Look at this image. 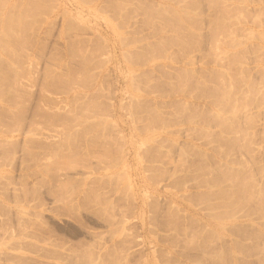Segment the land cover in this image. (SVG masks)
<instances>
[{"label":"rangeland","instance_id":"rangeland-1","mask_svg":"<svg viewBox=\"0 0 264 264\" xmlns=\"http://www.w3.org/2000/svg\"><path fill=\"white\" fill-rule=\"evenodd\" d=\"M81 71L107 126L45 129ZM0 264H264V0H0Z\"/></svg>","mask_w":264,"mask_h":264},{"label":"bare ground","instance_id":"bare-ground-1","mask_svg":"<svg viewBox=\"0 0 264 264\" xmlns=\"http://www.w3.org/2000/svg\"><path fill=\"white\" fill-rule=\"evenodd\" d=\"M123 49H125V48H123ZM151 57H153V58H151ZM162 60L163 61H159L157 58L155 59L154 56H149L145 59L143 58V60L137 61L138 63H134L133 66L131 65L132 66V69H131L132 72L131 73H134L133 74L134 79H132L131 82H135V83H131V85L133 87H134V85H137L134 88L135 89L134 93H135L136 99L138 98V99H140V101H141V99H144L142 101H145V99H146L148 101H152L153 103H157L159 100H161L162 97L158 96V95L157 96L154 95V93L151 91L150 87H148L149 85L146 84L148 82L147 79H146L147 82L146 81L142 82V81H137V80L142 78L141 76H146V74L149 73V71L150 72L154 71L155 66H157V65H159L165 61L164 59H162ZM108 61H112V59L108 58ZM131 63L133 64V62H130V64ZM91 69L92 68L90 66L89 70H91ZM91 71H81L80 76H78L76 78L75 83L74 82L72 83V88L67 94H66V92L61 93V91L59 90V86L56 89L53 85H51L50 83H48L46 81L42 84V86L40 88V94L38 95V102L42 107L47 106L48 107L47 111H49V110L52 111V113H50L51 118H47L48 119L47 121H49V123H47L45 125V129H48V130L54 131V132H58L61 135L66 134V132H68L70 129L72 130L75 127L73 121H70V120L66 121L67 118L65 120L56 119L54 117V115L57 113V110L59 109L60 104L64 103L68 106L71 104H75L76 102H79V106L81 107V109H80L81 112H82V110L86 109L87 107L89 108V110H90V107H92L93 108L92 111H94L93 115L88 116V117L86 116L87 118L85 120L81 121V127L85 126V127H87V129H91V130L97 131V132L103 131L102 127L106 125V122H105V120L101 121V120L95 119L98 117V115L96 113V104L97 103L96 102L93 103V101H96V99L99 96H100L99 98H101L102 94L104 92H106L105 97L107 99H109L111 102L110 105H108V108L112 109V110L110 109V112H112V111L114 112L115 111V87L117 84H115V77L113 78V76L109 75V73L107 74V76H105L102 72L101 73L97 72V74L94 73L92 75V74H90ZM26 80H27V76L25 73H23L22 77H21V85H20V94H21L22 105H23V110H22L23 122H25L27 112H28V107L26 108V102L28 101V84H27ZM141 82L143 84V87L141 85ZM144 85H146V87ZM60 94H66L64 99L56 97ZM133 100H135V99H133ZM87 104H91V105H89L90 107ZM86 105H87V107L85 108ZM83 107H84V109H83ZM98 119H99V117H98ZM57 120H62L63 122H59ZM142 120H143V118L141 119V123L143 122ZM149 123H152L151 120L149 121ZM146 124H145V126H146ZM147 127H148V124H147ZM58 128H61V130H56ZM146 128H145V130H146ZM100 129H102V130L100 131ZM22 134H27V132L25 130H23Z\"/></svg>","mask_w":264,"mask_h":264}]
</instances>
